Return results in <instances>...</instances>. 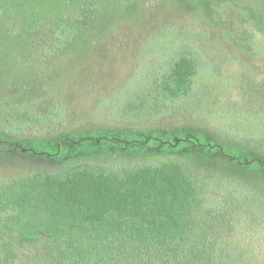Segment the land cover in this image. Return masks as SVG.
Listing matches in <instances>:
<instances>
[{
	"label": "trees",
	"instance_id": "1",
	"mask_svg": "<svg viewBox=\"0 0 264 264\" xmlns=\"http://www.w3.org/2000/svg\"><path fill=\"white\" fill-rule=\"evenodd\" d=\"M259 37L264 0H0V264H264Z\"/></svg>",
	"mask_w": 264,
	"mask_h": 264
},
{
	"label": "rangeland",
	"instance_id": "2",
	"mask_svg": "<svg viewBox=\"0 0 264 264\" xmlns=\"http://www.w3.org/2000/svg\"><path fill=\"white\" fill-rule=\"evenodd\" d=\"M264 38L262 37H259L258 38V44L257 45H261L259 44ZM258 48H261L262 46H257ZM158 60V58H157ZM248 63H245V65H247ZM120 67V72L119 74L117 75L120 79L123 80V78L125 77V68H124V65H119ZM143 71V70H141ZM250 78V77H248ZM130 83H129V81ZM249 80L248 79H245V83H247ZM115 84H112L110 85L111 88H114L115 86H113ZM113 86V87H112ZM93 88H97V86L93 85L92 86ZM248 88H251V86H247ZM141 89V85H140V78L138 76V74H132L130 78L127 77V81L125 83V85H122L121 87L119 88H116L113 92V94L109 95V96H106L104 98V100L106 101L107 100V103H111L115 100H118L120 98H129V97H132V95L134 93H136L137 91H139ZM259 89L260 91H264V85L257 88ZM251 90V89H250ZM82 93H87V92H84V89H83V92ZM258 94H262L261 93H258ZM136 96V95H134ZM133 96V97H134ZM91 107V103L86 100V99H83L82 97L78 99V104L75 106L76 110L79 112V115L80 114H84L86 112L89 111ZM104 106L101 107V109H104L103 108ZM182 108H179L175 111L178 112H181L180 110H182ZM109 111L112 112V109H110ZM242 111V114L243 117H242V124H241V132L243 133V136H251V135H255V136H259L260 135V132H261V129L257 126V122L263 117H264V100H262L259 96H257V98H255L254 96H251L250 98L244 100L242 102V106H241V110L237 112V110L235 111L236 112V116H234V111L232 112L231 116L227 117V121L229 122V125L228 127L229 128H232V124L233 122L235 121V118H237V116H241V115H238V113L240 114ZM111 112H109L108 114H110ZM174 118L177 117L176 114H173L172 115ZM233 131V129H231ZM157 136L158 139H161V138H165L163 136H159V135H155ZM158 143H160L159 140H156Z\"/></svg>",
	"mask_w": 264,
	"mask_h": 264
}]
</instances>
